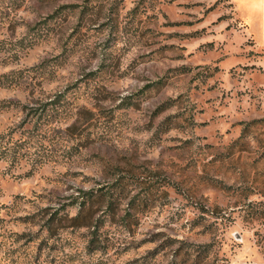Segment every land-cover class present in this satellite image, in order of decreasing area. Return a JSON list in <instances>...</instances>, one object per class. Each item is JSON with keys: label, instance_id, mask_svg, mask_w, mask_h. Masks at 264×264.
<instances>
[{"label": "rangeland", "instance_id": "obj_1", "mask_svg": "<svg viewBox=\"0 0 264 264\" xmlns=\"http://www.w3.org/2000/svg\"><path fill=\"white\" fill-rule=\"evenodd\" d=\"M0 137V264H264V45L233 0H0Z\"/></svg>", "mask_w": 264, "mask_h": 264}, {"label": "crops", "instance_id": "obj_2", "mask_svg": "<svg viewBox=\"0 0 264 264\" xmlns=\"http://www.w3.org/2000/svg\"><path fill=\"white\" fill-rule=\"evenodd\" d=\"M239 14L248 22L249 31L264 45V0H233Z\"/></svg>", "mask_w": 264, "mask_h": 264}, {"label": "trees", "instance_id": "obj_3", "mask_svg": "<svg viewBox=\"0 0 264 264\" xmlns=\"http://www.w3.org/2000/svg\"><path fill=\"white\" fill-rule=\"evenodd\" d=\"M0 139H1V137H0ZM78 218H79V216H76V217L73 218V220H77ZM49 222L50 221H48V223ZM48 226H49L48 228L52 227L51 224H49ZM91 233H92V236H91V238L89 240V245H88L89 250L90 251H96V250H99V249H103L105 246L102 245V241H101L100 235L98 234V231L95 230V231H92ZM42 245L43 244H41V246ZM37 263H39L38 260H36L34 262H31L30 264H37Z\"/></svg>", "mask_w": 264, "mask_h": 264}]
</instances>
